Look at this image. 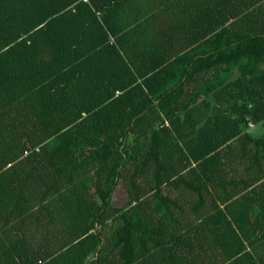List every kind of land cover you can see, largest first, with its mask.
Wrapping results in <instances>:
<instances>
[{
	"label": "trees",
	"instance_id": "trees-1",
	"mask_svg": "<svg viewBox=\"0 0 264 264\" xmlns=\"http://www.w3.org/2000/svg\"><path fill=\"white\" fill-rule=\"evenodd\" d=\"M0 264H264V0H0Z\"/></svg>",
	"mask_w": 264,
	"mask_h": 264
},
{
	"label": "rangeland",
	"instance_id": "rangeland-1",
	"mask_svg": "<svg viewBox=\"0 0 264 264\" xmlns=\"http://www.w3.org/2000/svg\"><path fill=\"white\" fill-rule=\"evenodd\" d=\"M249 126H250V130H252L254 133L260 134L263 132L262 127L258 125H253L252 123H249Z\"/></svg>",
	"mask_w": 264,
	"mask_h": 264
},
{
	"label": "built area",
	"instance_id": "built-area-1",
	"mask_svg": "<svg viewBox=\"0 0 264 264\" xmlns=\"http://www.w3.org/2000/svg\"><path fill=\"white\" fill-rule=\"evenodd\" d=\"M83 2H88L89 0H82Z\"/></svg>",
	"mask_w": 264,
	"mask_h": 264
},
{
	"label": "crops",
	"instance_id": "crops-1",
	"mask_svg": "<svg viewBox=\"0 0 264 264\" xmlns=\"http://www.w3.org/2000/svg\"><path fill=\"white\" fill-rule=\"evenodd\" d=\"M164 1V0H163ZM177 3V2H176ZM195 163L193 162L192 165H194ZM223 206V205H222Z\"/></svg>",
	"mask_w": 264,
	"mask_h": 264
}]
</instances>
